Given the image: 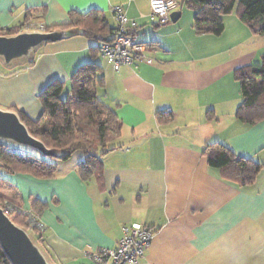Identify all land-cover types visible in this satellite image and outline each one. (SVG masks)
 Returning a JSON list of instances; mask_svg holds the SVG:
<instances>
[{"label": "crops", "instance_id": "1", "mask_svg": "<svg viewBox=\"0 0 264 264\" xmlns=\"http://www.w3.org/2000/svg\"><path fill=\"white\" fill-rule=\"evenodd\" d=\"M117 6L136 24L152 64L116 72L98 50L102 43L80 30L45 44L31 62H0V108L32 121L43 118L40 95L50 84L68 92L78 69L100 67L97 96L122 123L101 173L84 180V157L72 160L75 154L51 178L0 168L3 192L46 225L43 248L54 264H93L87 252L115 248L123 227L134 224L156 233L138 264H264V120L237 118L242 94L234 75L262 64L264 35L236 13L224 17L219 36L198 34L195 14L181 10L177 22L160 25L147 0H0V29L29 19L53 31L69 24L71 12L92 11L113 27ZM212 143L262 165L256 180L240 186L211 167L204 151Z\"/></svg>", "mask_w": 264, "mask_h": 264}, {"label": "trees", "instance_id": "2", "mask_svg": "<svg viewBox=\"0 0 264 264\" xmlns=\"http://www.w3.org/2000/svg\"><path fill=\"white\" fill-rule=\"evenodd\" d=\"M177 1L180 3L181 11L186 3L194 12V28L198 34L221 35L224 31V17L236 13L255 34L264 35V0ZM28 21L30 20L27 19L26 22ZM107 21L106 16L99 11L85 15L71 12L69 24L56 28L80 30L83 35L103 44L114 28V26L110 27ZM24 24L22 27L0 29V36L18 34ZM234 75L240 83L242 94L237 118L249 125L264 120V60L261 65L242 67L236 70ZM102 86L101 69L94 64L85 65L76 71L68 92L64 83L57 81L50 84L40 95L44 108L41 120L32 121L23 114H18L34 138L42 141L49 149L60 151L63 158H47L39 153V157H22L9 150L10 146L0 145L2 170L7 174H29L37 178H51L60 162L68 160L77 152H82L85 155L84 161L79 166L82 178L90 180L99 176L102 159L115 150L110 148V144L120 136L122 129V123L115 112L97 96V91ZM204 155L211 167L223 170L228 179L237 182L240 186L252 184L262 169L259 163L238 156L229 147L220 143L208 145ZM5 184L0 178V205L8 200L20 207L15 199L3 192V187H8ZM36 209L38 210L39 207L36 206ZM13 222L21 227H27L26 219L22 215L15 217ZM32 234L44 247V234L38 235L37 232ZM0 264H11L1 247Z\"/></svg>", "mask_w": 264, "mask_h": 264}, {"label": "built area", "instance_id": "3", "mask_svg": "<svg viewBox=\"0 0 264 264\" xmlns=\"http://www.w3.org/2000/svg\"><path fill=\"white\" fill-rule=\"evenodd\" d=\"M150 4V20L158 24H165L171 20V15L180 10V3L177 0H147ZM113 16L115 20L114 28L108 40L104 42L99 52L110 63L116 72L121 68L133 65L135 62L152 64L153 61L147 55L148 46L140 41L136 29L137 26L131 23L122 7H114ZM23 31L46 32L44 23L28 21L24 24ZM22 157L30 154L20 148L9 149ZM0 207L11 220L22 215L26 219L25 227L30 233L37 232L43 235L46 225L34 212H25L8 200H5ZM155 231L141 224L123 227V236L118 245L112 249H99L87 252L93 264H138L145 257L146 251L152 244Z\"/></svg>", "mask_w": 264, "mask_h": 264}, {"label": "water", "instance_id": "4", "mask_svg": "<svg viewBox=\"0 0 264 264\" xmlns=\"http://www.w3.org/2000/svg\"><path fill=\"white\" fill-rule=\"evenodd\" d=\"M181 15V11L173 13L171 21L177 22ZM78 34L77 29H57L46 32L23 31L12 36H0V62L7 68L31 62L37 51L45 44L68 40ZM0 145L29 149L47 158H63L60 151L49 149L42 141L34 138L16 111L2 108ZM0 247L11 264H54L32 233L14 223L2 207Z\"/></svg>", "mask_w": 264, "mask_h": 264}, {"label": "rangeland", "instance_id": "5", "mask_svg": "<svg viewBox=\"0 0 264 264\" xmlns=\"http://www.w3.org/2000/svg\"><path fill=\"white\" fill-rule=\"evenodd\" d=\"M182 1V0H181ZM237 7H238V5H237ZM236 10H237V8H236ZM182 11L184 12V15H186V17H188V15L190 16V15H192V14H194V12L191 10V9H189L188 8V6L186 5V3H185V5H184V7L182 8ZM10 147L11 148H13V149H16L17 147H15V146H12V145H10ZM22 151H26V152H28L29 154H30V156H33V157H39L38 155V153L37 152H34V151H32V150H29V149H23V148H20ZM79 157H84V159H85V155H84V153H82V152H77V153H75V155L72 157V160H74V159H77V158H79ZM0 171H1V169H0ZM33 235V234H32ZM34 236V235H33Z\"/></svg>", "mask_w": 264, "mask_h": 264}]
</instances>
